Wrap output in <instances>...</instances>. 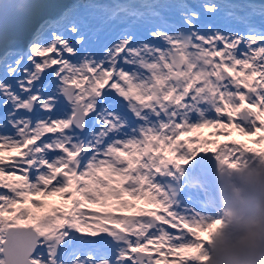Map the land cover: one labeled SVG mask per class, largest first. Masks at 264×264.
<instances>
[{"label": "snow or ice", "instance_id": "6c2138e0", "mask_svg": "<svg viewBox=\"0 0 264 264\" xmlns=\"http://www.w3.org/2000/svg\"><path fill=\"white\" fill-rule=\"evenodd\" d=\"M143 7L105 9L127 26L100 55L68 10L0 57V264H208L225 220L178 185L197 158L264 162V2L199 5L242 31L184 0Z\"/></svg>", "mask_w": 264, "mask_h": 264}, {"label": "rangeland", "instance_id": "374dc122", "mask_svg": "<svg viewBox=\"0 0 264 264\" xmlns=\"http://www.w3.org/2000/svg\"><path fill=\"white\" fill-rule=\"evenodd\" d=\"M95 1L96 0H57L54 4L60 6V11L54 14V19L58 18L63 12L71 10L75 18L83 19L85 23L86 21H89L90 25L88 27L92 31H89V33L87 32V35L92 39L88 47L92 53L100 55L105 45L110 46L113 42H115L120 35L121 29L127 25L120 23L119 19L106 22L105 19L107 17L105 15V11H102L99 6L91 7L93 4H96ZM18 2L19 0H0V5H14ZM125 2H131L141 8V0H125ZM204 2H207V0H195V4H198V8H200L203 12V8L199 7V5ZM229 2L237 3L241 2V0H229ZM256 2H264V0H256ZM24 3L27 5L24 9L9 7L5 11V9L0 8V57L3 56L5 51L12 48L19 47L27 50L33 34L35 33L37 27L42 23L40 20H42L43 12L46 10L47 12L50 11L53 5L49 1L38 5L36 4V0H24ZM38 8L40 9L37 10ZM142 8L144 7L142 6ZM145 10L146 8H144V11ZM49 14L52 15L53 12H49ZM101 20H105V26L103 27L100 26ZM203 20L204 22L211 23L215 27L221 28L222 30L225 28H238L237 25L230 23L224 17L223 13L212 17L204 12ZM238 30L242 31L240 28H238ZM143 31L147 34L146 30ZM67 56L68 54L65 53V57ZM0 78H2V73H0ZM47 79L53 78L47 76ZM3 113L4 109L0 107V114L2 116ZM0 123H2V120H0ZM2 131L3 129H0V132ZM8 131L11 132V130ZM211 131L213 130L205 129L201 135L207 138ZM230 139L247 141L248 138L241 137L239 134L233 132ZM227 142L228 141L223 138L220 140L221 144ZM255 158L257 159L256 161ZM248 161L249 163L247 166L253 164L257 166L264 165V162H262L259 157H255L251 154L248 156ZM191 172H194L196 177L192 180H188L190 182V186L188 185V182L186 183V188L191 195L189 202L199 207V203L197 201L198 198H203L206 195L213 205L221 207L218 198V175L221 171L217 161L207 157L197 158L187 166L183 175L189 177ZM49 199L53 200L52 206H57L61 203L59 196L50 197ZM212 217L214 219L221 218L218 215H213ZM207 249L208 245L205 247L206 252Z\"/></svg>", "mask_w": 264, "mask_h": 264}, {"label": "clouds", "instance_id": "9594fccd", "mask_svg": "<svg viewBox=\"0 0 264 264\" xmlns=\"http://www.w3.org/2000/svg\"><path fill=\"white\" fill-rule=\"evenodd\" d=\"M225 226L208 245V264H264V165L218 175Z\"/></svg>", "mask_w": 264, "mask_h": 264}, {"label": "bare ground", "instance_id": "6f19581e", "mask_svg": "<svg viewBox=\"0 0 264 264\" xmlns=\"http://www.w3.org/2000/svg\"><path fill=\"white\" fill-rule=\"evenodd\" d=\"M104 19H105V18H104ZM105 20H106V19H105ZM105 20H101V21H100V26H101V27L105 26ZM125 27H126V26H124L123 28H125ZM123 28H122V29H123ZM88 30H89V31H92V30H90L89 28H88ZM89 31H87V32L89 33Z\"/></svg>", "mask_w": 264, "mask_h": 264}, {"label": "trees", "instance_id": "16d2710c", "mask_svg": "<svg viewBox=\"0 0 264 264\" xmlns=\"http://www.w3.org/2000/svg\"><path fill=\"white\" fill-rule=\"evenodd\" d=\"M36 1H39V2H40L41 0H36ZM42 1H43V0H42ZM44 1H46V0H44ZM256 160H257V159L255 158V161H256Z\"/></svg>", "mask_w": 264, "mask_h": 264}]
</instances>
